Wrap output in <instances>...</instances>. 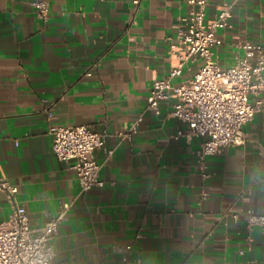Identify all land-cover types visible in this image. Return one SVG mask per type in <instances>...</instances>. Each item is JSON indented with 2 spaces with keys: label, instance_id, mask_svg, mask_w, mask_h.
<instances>
[{
  "label": "crops",
  "instance_id": "0c3cea01",
  "mask_svg": "<svg viewBox=\"0 0 264 264\" xmlns=\"http://www.w3.org/2000/svg\"><path fill=\"white\" fill-rule=\"evenodd\" d=\"M35 1L0 0V178L18 188L33 226L70 204L54 264H120L125 256L142 264H264V234L244 215L264 213V105L244 126L243 144L205 158L201 138L177 137L185 126L171 115L176 98L162 101L159 115L147 110L153 81L174 64L186 0H41L50 6L46 20ZM230 4L214 50L224 69L244 56V43L264 45V0H210L207 21ZM202 63H190L174 84ZM142 114L138 131L122 140ZM77 125L108 134L95 151L104 185L87 193L54 156L49 132ZM11 211L0 192V223Z\"/></svg>",
  "mask_w": 264,
  "mask_h": 264
},
{
  "label": "built area",
  "instance_id": "2783aa9c",
  "mask_svg": "<svg viewBox=\"0 0 264 264\" xmlns=\"http://www.w3.org/2000/svg\"><path fill=\"white\" fill-rule=\"evenodd\" d=\"M141 0H134L138 5ZM210 0H186L189 16L176 28L177 44L171 47L174 64L165 77L153 81L148 96L147 110L161 113L160 103L176 98L171 115L185 128L177 137L196 136L202 139L198 155L205 158L217 154L223 147L244 143V126L262 110L264 101V45L246 42L242 45L244 56L229 68H222L214 56V50L222 45L219 32L228 26L232 18L233 4L222 9L215 20L207 21ZM37 16L46 20L50 13L47 2L36 0ZM202 60L193 77L180 85L174 80L183 75L190 63ZM51 113H49V116ZM144 120L140 115L131 132L120 134L122 140L132 135ZM53 154L61 162L68 163L76 171L81 193L94 187H103L100 180V164L95 151L106 146L108 134L88 125L51 127ZM113 151H108L112 156ZM207 177V174H203ZM0 192L11 204L9 219L0 223V264H54L55 240L66 218L70 204L41 226L31 224L26 208L16 200L18 188L0 178ZM244 215L249 227H258L264 234V213L247 210ZM238 221L240 213L230 215ZM120 264H142L123 257Z\"/></svg>",
  "mask_w": 264,
  "mask_h": 264
}]
</instances>
